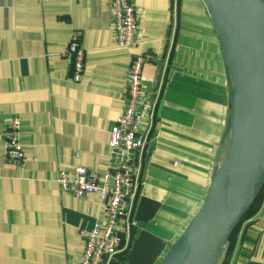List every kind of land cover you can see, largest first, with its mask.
I'll return each mask as SVG.
<instances>
[{
    "label": "crops",
    "instance_id": "1",
    "mask_svg": "<svg viewBox=\"0 0 264 264\" xmlns=\"http://www.w3.org/2000/svg\"><path fill=\"white\" fill-rule=\"evenodd\" d=\"M134 44L117 45L105 0H0V264L78 262L81 229L104 217L97 193L60 189L57 172L110 166L109 129L134 54L148 55L141 94L152 108L118 264H159L201 205L227 145L224 62L202 0H132ZM83 78L64 53L72 32ZM21 161L3 155L11 117ZM217 264H264V183Z\"/></svg>",
    "mask_w": 264,
    "mask_h": 264
},
{
    "label": "water",
    "instance_id": "2",
    "mask_svg": "<svg viewBox=\"0 0 264 264\" xmlns=\"http://www.w3.org/2000/svg\"><path fill=\"white\" fill-rule=\"evenodd\" d=\"M202 1L227 77V145L201 205L159 264H217L264 183V0Z\"/></svg>",
    "mask_w": 264,
    "mask_h": 264
},
{
    "label": "built area",
    "instance_id": "3",
    "mask_svg": "<svg viewBox=\"0 0 264 264\" xmlns=\"http://www.w3.org/2000/svg\"><path fill=\"white\" fill-rule=\"evenodd\" d=\"M112 17L117 45L134 44L137 21L132 0H105ZM71 59V78H83L84 49L79 32L74 30L64 51ZM148 55L136 53L127 73L124 104L109 129L110 166L102 173L76 165L71 170H59L56 181L61 190L75 196L97 193L104 217L88 229H81L83 248L78 262L67 264H118L122 250L119 224L129 226L132 203L137 193V172L146 148L147 129L141 119L151 113V105L141 94V72ZM19 121L11 117L4 139L3 155L21 161L22 148L18 134Z\"/></svg>",
    "mask_w": 264,
    "mask_h": 264
},
{
    "label": "trees",
    "instance_id": "4",
    "mask_svg": "<svg viewBox=\"0 0 264 264\" xmlns=\"http://www.w3.org/2000/svg\"><path fill=\"white\" fill-rule=\"evenodd\" d=\"M259 191H260V190H259ZM258 194H259V192H258ZM258 194H257V195H258ZM257 195H256V197H257ZM256 197L254 198V200L256 199ZM254 200H253V202H254ZM253 202H252V203H253ZM252 203L250 204V206L252 205ZM250 206H249V207H250ZM249 207H248V209H249ZM248 209L244 212V214L242 215V217L246 214V212L248 211ZM242 217H241V218H242ZM240 220H241V219H240ZM240 220H239V221H240ZM238 223H239V222H238ZM238 223L236 224V226L238 225ZM236 226L234 227V229L236 228ZM234 229H233L232 232L230 233V235H229V237H228V240H227L226 244H228V242H230V237H231V235H232Z\"/></svg>",
    "mask_w": 264,
    "mask_h": 264
}]
</instances>
